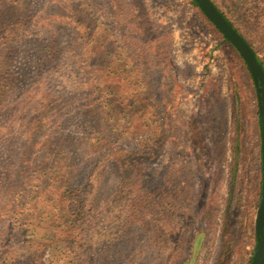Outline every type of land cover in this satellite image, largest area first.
Wrapping results in <instances>:
<instances>
[{
	"label": "rangeland",
	"instance_id": "obj_1",
	"mask_svg": "<svg viewBox=\"0 0 264 264\" xmlns=\"http://www.w3.org/2000/svg\"><path fill=\"white\" fill-rule=\"evenodd\" d=\"M214 1L244 40L251 43L259 56H264V0ZM105 6L106 0L74 1L72 13L76 12L89 27L96 12L101 8L107 10ZM140 9L151 21L171 28L170 59L161 58L152 48L148 50L145 64L150 62V66L162 71L161 79L152 84V92H146L145 88L128 92L126 102L118 104L119 113L110 120L109 131L114 124L122 132L106 140L115 142L121 151L131 156L127 168H134L141 159L144 163L140 164L135 185L123 183L125 177L115 185L119 175L113 173L115 165L109 164L110 176L105 184L99 185L102 193L93 199L102 211L98 216L102 221L98 223L100 226L104 223L105 231L113 229L112 232L119 235V229H126L129 222L135 221V216L128 220L123 215V206L114 197L120 192L123 198L130 191L127 185H134L132 191L138 201L144 202L145 196L152 195L150 213L146 214L144 226L138 229L146 237L148 247L153 248V240L158 235L154 228L158 227L174 241L172 246L178 247L174 255L170 253L174 252L173 247H166V254L162 253L158 263L153 261V257L159 255L153 248L145 257L148 264H250L256 251L254 225L261 183L257 154L260 144L258 100L250 74L237 56L227 55L221 37L192 7L190 0H141ZM96 31L92 49L95 60H101L111 50L118 58H128L130 52L125 49L128 44L114 43L118 41L116 33L114 40L100 27ZM172 62L173 72L168 66ZM140 77L137 69L134 81ZM18 123L11 125L15 135H18ZM236 127L241 132V147L234 145ZM105 131V126L100 129L92 124L88 132L81 130L77 135L87 134L89 142L95 144L96 136L104 135ZM72 132L73 129L67 130L58 119L55 127L44 128L40 142L56 143L62 135ZM86 173L77 170L73 162L48 164L35 184L38 188L32 193V197H37V214L62 215L68 192L85 185H97L98 181L87 179ZM171 177L175 185H165V180L169 182ZM114 188L126 190L104 196ZM0 197L4 199L1 204H6L7 196L1 193ZM14 199L24 198L12 197V201ZM24 214L14 213V210L0 213L1 231L13 228L18 232L23 228L22 223L29 221L31 225L27 229L30 227L42 237L64 238L72 234V226L66 220L60 218L48 226L47 217L40 221V217L31 219ZM55 216L50 220H57ZM245 218L248 220L246 230L243 228ZM106 260L104 253L102 263Z\"/></svg>",
	"mask_w": 264,
	"mask_h": 264
},
{
	"label": "trees",
	"instance_id": "obj_2",
	"mask_svg": "<svg viewBox=\"0 0 264 264\" xmlns=\"http://www.w3.org/2000/svg\"><path fill=\"white\" fill-rule=\"evenodd\" d=\"M74 1L82 0H0V195L7 196L6 204H1L4 199L0 197V213L14 210V213L30 215L31 219L40 217V221L47 217L48 226L61 218L72 226L70 236L50 238L37 235L30 227L27 229L31 225L29 221L22 223L23 228L18 232L13 228L1 231L3 224L0 220V264H148L145 257L153 248L159 254L153 257V261L158 263L162 253L166 254V247H173L171 242L174 241L161 227L154 228L155 235H158L153 240V248H149L146 237L138 230L144 226L146 214L150 213L149 200L152 197L145 196L144 202L138 201L132 191L144 160L128 169L127 161L131 156L121 151L115 142L106 139L122 132L113 122L109 131L110 120L119 113L118 104L126 102L127 93L138 88L152 92V84L161 79L162 71L150 66V62L145 64L148 50L152 48L161 58L169 60L173 34L170 27L148 19L146 12L140 9L141 0H106L107 10L101 8L96 12L89 27L76 12L72 13ZM210 1L223 15L215 1ZM190 4L221 37L227 55L237 56L247 69L239 53L196 3L190 0ZM97 27L108 32L114 40L116 33L118 41L115 40V44L126 42L125 49L130 52L128 58H118L111 50L101 60H95L92 49ZM114 27H117L115 32ZM246 43L264 72V56H259L251 43ZM168 66L171 72L175 70L173 62ZM137 69L141 77L134 81ZM234 97L237 99L238 95ZM238 106L237 101L236 118ZM256 116L260 133L257 112ZM58 119L73 132L62 135L56 143H41L44 128L55 127ZM119 121L123 125L122 120ZM17 122L18 135H15L11 125ZM99 122L103 125H97ZM92 124L100 129L106 127L104 135L96 136L95 144L89 142L87 134L77 135L81 130L88 132ZM239 144L241 147V132L236 127L234 145ZM259 148L260 144L257 151L260 161ZM87 149L94 152L87 154L90 152L85 151ZM96 159L98 161L94 162ZM72 162L77 170L88 173L87 179H96L97 185H85L70 194L68 192L65 212L52 214L58 217L57 220H50V214L38 215L35 208L37 197H32V193L35 187L38 188L35 184L39 182L41 172L48 164ZM109 164L116 166H113V173L119 175L115 185L124 177L123 183L134 184L127 185L130 191L124 194L125 198L119 191L124 193L126 189L114 188L104 193L106 196L119 192L114 197L122 204L123 215L128 220L136 218L126 229L117 230L119 235L112 232L113 229L105 231L104 223L100 226L101 207L93 200L102 193L99 185L105 184L110 176ZM169 179V182L165 180V185L174 186L175 179ZM258 187L259 202L261 183ZM12 197L24 199L12 201ZM243 228H248L247 218ZM177 248L173 247L174 252L170 253L177 254ZM104 253L107 260L102 263Z\"/></svg>",
	"mask_w": 264,
	"mask_h": 264
},
{
	"label": "water",
	"instance_id": "obj_3",
	"mask_svg": "<svg viewBox=\"0 0 264 264\" xmlns=\"http://www.w3.org/2000/svg\"><path fill=\"white\" fill-rule=\"evenodd\" d=\"M203 15L220 32V34L235 48L247 66L252 77L258 100L260 124V167L261 194L255 216L256 251L250 264H264V72L261 69L253 51L246 41L227 22L210 0H193Z\"/></svg>",
	"mask_w": 264,
	"mask_h": 264
}]
</instances>
